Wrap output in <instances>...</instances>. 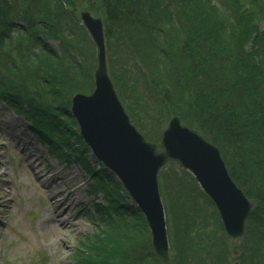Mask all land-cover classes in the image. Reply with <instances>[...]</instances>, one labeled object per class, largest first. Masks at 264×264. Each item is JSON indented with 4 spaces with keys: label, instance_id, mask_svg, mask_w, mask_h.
<instances>
[{
    "label": "trees",
    "instance_id": "trees-1",
    "mask_svg": "<svg viewBox=\"0 0 264 264\" xmlns=\"http://www.w3.org/2000/svg\"><path fill=\"white\" fill-rule=\"evenodd\" d=\"M83 8L102 18L108 43L122 51L124 62H139V88L127 77L122 83L114 77L120 96L139 106L136 113L127 100L143 133L157 140L152 125L178 115L221 148L233 180L264 203V34L258 24L263 1L0 0V100L19 112L25 108L32 131L62 160H68L64 150L82 158L88 151L70 113L72 96L93 88L94 46L78 19ZM247 43L250 51L244 50ZM71 138L80 148L72 149ZM91 176L92 190L103 194L104 203L96 205L93 234L79 238L73 259L161 264L140 214L123 213L129 207L120 184H108L105 169ZM177 199L186 204V198ZM169 229L170 243L179 249L172 264H226L217 236L182 234L191 226L176 215ZM258 253L251 250L250 257Z\"/></svg>",
    "mask_w": 264,
    "mask_h": 264
},
{
    "label": "rangeland",
    "instance_id": "rangeland-1",
    "mask_svg": "<svg viewBox=\"0 0 264 264\" xmlns=\"http://www.w3.org/2000/svg\"><path fill=\"white\" fill-rule=\"evenodd\" d=\"M260 26L264 31V22ZM251 48L252 44L247 43L244 50L250 51ZM168 119L160 125L153 124L151 131L159 135ZM28 125L23 116L16 115L5 105L0 106V264H77L71 254L78 237L93 233V197L85 192L91 180L77 158L72 159L78 162L71 166L57 162L29 132ZM87 158L92 160L90 154ZM174 173L178 174L177 180L183 178L188 181L191 177L176 164H169L161 177L171 175V182H175ZM183 191L184 196L191 199L190 208L194 206L193 202L199 207L210 205L206 195L198 198L186 188ZM53 196L57 197L58 204H54ZM165 198L171 205L172 197L168 191ZM257 206H263V203H257ZM193 210L189 223L191 228H197L205 211ZM54 214L57 215L56 220ZM43 220L46 222L41 223ZM249 224L247 232L245 230L244 235L234 241L222 231L220 224L214 223V230L223 236L219 243H224V246L219 248L229 249L228 261L238 257L240 251L256 245L257 238ZM175 250L179 251L174 241L172 252ZM231 252L236 255L232 256ZM230 264L235 263L231 260Z\"/></svg>",
    "mask_w": 264,
    "mask_h": 264
},
{
    "label": "water",
    "instance_id": "water-1",
    "mask_svg": "<svg viewBox=\"0 0 264 264\" xmlns=\"http://www.w3.org/2000/svg\"><path fill=\"white\" fill-rule=\"evenodd\" d=\"M81 19L97 47L95 90L90 96L73 97L72 111L80 134L122 180L144 212L156 256L169 263L163 206L157 188V172L167 160L191 171L202 189L215 201L228 233L241 234L250 206L228 177L216 147L173 117L162 133L161 149L129 123L109 79L104 55V31L100 19L88 12Z\"/></svg>",
    "mask_w": 264,
    "mask_h": 264
},
{
    "label": "bare ground",
    "instance_id": "bare-ground-1",
    "mask_svg": "<svg viewBox=\"0 0 264 264\" xmlns=\"http://www.w3.org/2000/svg\"><path fill=\"white\" fill-rule=\"evenodd\" d=\"M61 193H58V195H60ZM57 197H52V200H56V201H54V204H58V200L56 199ZM50 201H51V199H50ZM56 214H54V220H56ZM53 218V217H52ZM46 222V220H43V221H41V223H45Z\"/></svg>",
    "mask_w": 264,
    "mask_h": 264
}]
</instances>
